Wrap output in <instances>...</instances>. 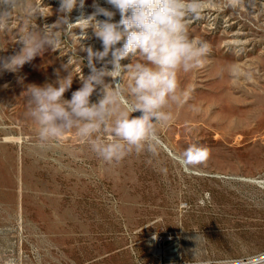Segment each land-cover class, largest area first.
<instances>
[{
  "label": "rangeland",
  "instance_id": "obj_1",
  "mask_svg": "<svg viewBox=\"0 0 264 264\" xmlns=\"http://www.w3.org/2000/svg\"><path fill=\"white\" fill-rule=\"evenodd\" d=\"M201 2L188 31L211 50L203 67L179 73L187 95L155 154L107 163L75 130L41 144L26 116L28 85L71 72L70 99L90 74L86 49L102 47L81 20L93 0H77L55 50L0 72L1 264H264V0ZM60 15L59 0H22L0 25V57L20 50L25 28ZM111 75L113 86L131 79ZM190 145L208 151L186 157Z\"/></svg>",
  "mask_w": 264,
  "mask_h": 264
},
{
  "label": "clouds",
  "instance_id": "obj_2",
  "mask_svg": "<svg viewBox=\"0 0 264 264\" xmlns=\"http://www.w3.org/2000/svg\"><path fill=\"white\" fill-rule=\"evenodd\" d=\"M22 0H0V25L21 6ZM111 10L93 0L94 11L86 20L102 50L86 49L90 74L81 79V87L70 99L64 94L71 88V72L57 77L54 83L28 85L26 116L36 125L41 144L57 141L75 130L91 150L107 163L119 162L133 151L155 154L159 129L169 125L173 105L184 102L187 93L181 88L179 73L204 66L211 45L188 31V18H199L201 0H105ZM77 0H59L61 15L51 25L38 30L24 29L19 36L21 48L8 57H0V72H15L25 63L61 42L60 33L72 24L68 14ZM83 6V0H81ZM120 19L116 21L117 15ZM98 16L105 19L98 20ZM142 60L132 62L134 57ZM130 59L123 65L121 61ZM97 63L101 67L97 68ZM111 65V70H109ZM67 70V66H64ZM131 73L126 87L106 82L112 73ZM99 99L92 102L94 93ZM127 99V106L125 105ZM139 113V115H133ZM101 133L110 135L105 140ZM202 146L190 145L186 157L205 154Z\"/></svg>",
  "mask_w": 264,
  "mask_h": 264
},
{
  "label": "bare ground",
  "instance_id": "obj_3",
  "mask_svg": "<svg viewBox=\"0 0 264 264\" xmlns=\"http://www.w3.org/2000/svg\"><path fill=\"white\" fill-rule=\"evenodd\" d=\"M97 3H99V4H100V2H99V1H97ZM93 11H94V9L92 10V12H93ZM92 12H91V13H92ZM91 13H90V14H91ZM90 14H88V16H89ZM87 18H88V17H87ZM99 18H100V17L98 16V17H97V19H98V20H100ZM102 19H103V18H102ZM83 23H84V22H83Z\"/></svg>",
  "mask_w": 264,
  "mask_h": 264
},
{
  "label": "snow or ice",
  "instance_id": "obj_4",
  "mask_svg": "<svg viewBox=\"0 0 264 264\" xmlns=\"http://www.w3.org/2000/svg\"><path fill=\"white\" fill-rule=\"evenodd\" d=\"M201 155V157L204 155V154H200Z\"/></svg>",
  "mask_w": 264,
  "mask_h": 264
},
{
  "label": "built area",
  "instance_id": "obj_5",
  "mask_svg": "<svg viewBox=\"0 0 264 264\" xmlns=\"http://www.w3.org/2000/svg\"><path fill=\"white\" fill-rule=\"evenodd\" d=\"M1 264V263H0Z\"/></svg>",
  "mask_w": 264,
  "mask_h": 264
}]
</instances>
